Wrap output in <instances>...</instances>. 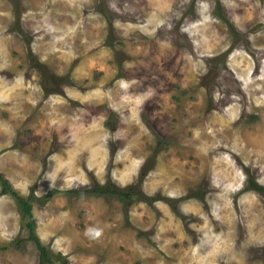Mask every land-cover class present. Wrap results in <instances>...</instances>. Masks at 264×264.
Instances as JSON below:
<instances>
[{
    "label": "rangeland",
    "instance_id": "rangeland-1",
    "mask_svg": "<svg viewBox=\"0 0 264 264\" xmlns=\"http://www.w3.org/2000/svg\"><path fill=\"white\" fill-rule=\"evenodd\" d=\"M263 141L264 0H0V264H264Z\"/></svg>",
    "mask_w": 264,
    "mask_h": 264
},
{
    "label": "trees",
    "instance_id": "trees-1",
    "mask_svg": "<svg viewBox=\"0 0 264 264\" xmlns=\"http://www.w3.org/2000/svg\"><path fill=\"white\" fill-rule=\"evenodd\" d=\"M252 187L255 189V190H259L260 192L261 191H264V186H259V185H256L255 183H252ZM102 188V187H100ZM98 189L99 192L101 193H107V192H104L102 189ZM7 189V188H6ZM5 189V190H6ZM97 191V190H96ZM7 192H11L13 193L16 198L21 201V203H23L26 207V212L29 216H32V212L30 210L31 208V205L28 203L27 200H24V196H22L21 194H19L17 191H12L11 188H8ZM126 193V192H125ZM29 227H33V222L29 223ZM31 238H34L36 243H37V246L41 249L42 251V254H43V257L46 258V260H49L51 261V257L49 256V251L48 249L46 248L45 245H43L42 241L38 238V236H36V234L34 233V231H31V234H30Z\"/></svg>",
    "mask_w": 264,
    "mask_h": 264
},
{
    "label": "bare ground",
    "instance_id": "bare-ground-1",
    "mask_svg": "<svg viewBox=\"0 0 264 264\" xmlns=\"http://www.w3.org/2000/svg\"><path fill=\"white\" fill-rule=\"evenodd\" d=\"M211 23V22H210ZM209 25V24H208ZM211 26V25H210ZM262 146H264V141H263V145Z\"/></svg>",
    "mask_w": 264,
    "mask_h": 264
}]
</instances>
